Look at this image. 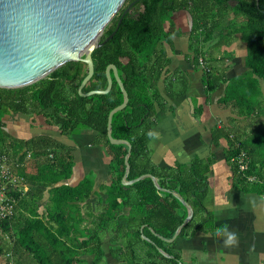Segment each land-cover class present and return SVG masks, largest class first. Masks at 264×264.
<instances>
[{"label": "trees", "instance_id": "16d2710c", "mask_svg": "<svg viewBox=\"0 0 264 264\" xmlns=\"http://www.w3.org/2000/svg\"><path fill=\"white\" fill-rule=\"evenodd\" d=\"M131 1L125 0L105 25L99 38L101 43L91 52L93 72L82 91L104 88L107 84L105 66L115 64L128 101L113 112L111 135L130 142L127 178L150 172L155 175L159 186L169 191L157 188L150 177L129 184L121 183L127 145L110 142L106 134L108 112L123 100L114 77L108 91L81 95L77 87L86 74V63L70 59L30 84L0 87V149L10 148L12 155L18 156L21 164L15 166L14 171L28 183L23 194L17 192V213L0 221V255H7L8 264L10 261L11 264H80L83 260L81 254H93L94 263L102 264L106 238L109 254L122 263L178 264L181 261L186 264L182 261L180 248L174 245L175 239L167 241L161 237H170L187 214L178 196L193 210L178 236L190 237L205 223L213 226L212 230L216 229L203 203L206 166L203 169L194 162L172 174L154 167L149 160L148 141L152 134L147 117L154 112V102H161L156 82L168 62L162 42H169L171 35L178 32L171 20L176 10L184 9L191 15V39L196 45L216 28L218 13L229 19L227 36L235 31L241 32L246 42L248 73L264 80V0H136L122 15L112 36L104 40ZM230 12L241 15L238 26L234 25ZM198 52L195 47L194 56ZM217 72L212 67L204 70L202 81L206 93L212 92L222 79ZM232 83H229L222 100L232 99ZM9 110L27 117L42 116L48 127L55 126L64 134L85 128L96 132L93 142L103 144L110 155V180L103 186L106 196L96 214L89 211V206L86 207V218L80 212L79 203L90 196V177L85 176L75 186L60 183L70 175L73 165L72 155L63 144L46 136L7 140L10 135L3 128L5 120L2 116ZM233 142L226 157L233 165L234 186L264 195L261 174L264 155L253 153L245 146V141H240L239 147ZM46 147L53 151V160L46 157ZM23 148L32 150L33 159L30 160L35 163L34 173L26 171L30 160L23 158ZM242 150L248 157L243 171L238 169L234 160ZM39 155H43L42 159L34 157ZM249 175L251 179L247 178ZM45 186L49 187L51 206L47 218L37 212L36 205ZM19 207L27 209L31 216H24ZM189 264H195L194 260Z\"/></svg>", "mask_w": 264, "mask_h": 264}, {"label": "crops", "instance_id": "0c3cea01", "mask_svg": "<svg viewBox=\"0 0 264 264\" xmlns=\"http://www.w3.org/2000/svg\"><path fill=\"white\" fill-rule=\"evenodd\" d=\"M216 16V28L196 45L191 39L192 19L188 11L179 9L171 15L178 32L171 35L169 42H162L168 62L156 82L161 102H154V112L147 117L152 134L148 141V156L154 167L172 174L194 162L200 168H207L203 203L216 229L212 230L213 226L211 228L205 223L192 236L175 238L174 245L180 248L184 263L194 260L195 264H264V195L235 187L233 165L226 157L233 140L237 147L240 141H245V146L253 153L264 155V135H261L264 130V80L248 73L246 42L241 32L235 31L227 36L228 17H220L218 13ZM229 16L235 26L240 24V14L230 12ZM195 47L199 52L194 56ZM199 55L205 58L210 68L218 71L217 75L222 76L210 93H206L202 81L204 71L197 64ZM231 81L232 99L222 100ZM16 116L4 120L11 121L9 124L15 129L20 128L21 135L26 136L24 138L46 136L70 151L73 160L71 173L60 183L75 186L85 176L90 177V196L79 203L80 212L86 218V207L89 206V211L96 214L106 196L103 186L110 180V155L103 144L93 142L96 132L85 128L64 134L55 126L48 127L42 116L27 117L19 112ZM0 150H4L11 159L18 157L12 155L10 148ZM42 156L34 157L39 160ZM26 171L30 174L35 172L32 160L28 161ZM261 174L264 178V170ZM22 183V191L19 192L23 194L28 183L23 180ZM48 188H43L41 198L36 201L37 212L45 218L50 215L48 210L51 208ZM22 210L24 216H31L27 209ZM126 211L127 208L124 209ZM225 229L237 234L235 245L225 244ZM218 231L220 235H217ZM106 240L102 264H128L109 254ZM79 256L83 259L80 264H95L93 254Z\"/></svg>", "mask_w": 264, "mask_h": 264}, {"label": "water", "instance_id": "95a60500", "mask_svg": "<svg viewBox=\"0 0 264 264\" xmlns=\"http://www.w3.org/2000/svg\"><path fill=\"white\" fill-rule=\"evenodd\" d=\"M135 1L126 5L115 28L104 40L112 36L122 15L130 10ZM123 2L124 0H0V87L30 84L70 59L82 60L86 63V74L77 87L81 95L108 91L114 77L122 91L123 100L109 110L106 134L110 142L127 145L121 183L129 184L143 177H150L157 188L169 191L159 186L155 175L150 172L127 178L130 142L111 135V116L128 101L127 91L115 64L108 63L105 66L107 84L104 88L82 91V86L93 72L91 52L101 43L99 38L105 25ZM13 113L9 110L2 119L12 116ZM29 129L33 131L32 126ZM178 198L186 207L187 214L170 237L161 236L167 241H173L178 236L182 225L193 213L191 205L182 197L178 196ZM158 249L167 255L161 248ZM178 264H181V261Z\"/></svg>", "mask_w": 264, "mask_h": 264}, {"label": "built area", "instance_id": "2783aa9c", "mask_svg": "<svg viewBox=\"0 0 264 264\" xmlns=\"http://www.w3.org/2000/svg\"><path fill=\"white\" fill-rule=\"evenodd\" d=\"M197 64L204 71L210 70V66L202 55L197 58ZM46 157L53 160L54 153L46 147ZM25 155L23 158L29 159L32 156V150L24 148ZM4 150H0V221L11 218L15 213L16 204L18 201L17 192L22 191L23 183L21 177L13 171V167L19 166L20 161L17 157L11 159ZM238 164V169L243 171L247 167L248 157L245 151H240L234 156ZM252 176H247L251 179Z\"/></svg>", "mask_w": 264, "mask_h": 264}, {"label": "flooded vegetation", "instance_id": "af4514ba", "mask_svg": "<svg viewBox=\"0 0 264 264\" xmlns=\"http://www.w3.org/2000/svg\"><path fill=\"white\" fill-rule=\"evenodd\" d=\"M14 113H16V115H17V112H14ZM14 113L12 114L14 117H17L16 115H14ZM9 122H11V121H9ZM9 122L8 121H5V124H4V130L7 132V134H9L10 136L9 137H7V140H11V137H13V138H18V139H22V138H24V136L25 135H21L22 133L20 132V128H14V127H12V125L11 124H9Z\"/></svg>", "mask_w": 264, "mask_h": 264}, {"label": "clouds", "instance_id": "9594fccd", "mask_svg": "<svg viewBox=\"0 0 264 264\" xmlns=\"http://www.w3.org/2000/svg\"><path fill=\"white\" fill-rule=\"evenodd\" d=\"M221 233L218 231L217 235H220ZM224 234L226 235L225 244L226 245H235L238 242V237L235 232L228 231L227 229L224 230Z\"/></svg>", "mask_w": 264, "mask_h": 264}, {"label": "rangeland", "instance_id": "374dc122", "mask_svg": "<svg viewBox=\"0 0 264 264\" xmlns=\"http://www.w3.org/2000/svg\"><path fill=\"white\" fill-rule=\"evenodd\" d=\"M124 2H125V0H124ZM123 2V3H124ZM122 3V4H123ZM237 23H239V21L237 22ZM90 257V256H89ZM6 262H7V264H8V257H7V255H5V254H1L0 255V264H6Z\"/></svg>", "mask_w": 264, "mask_h": 264}]
</instances>
